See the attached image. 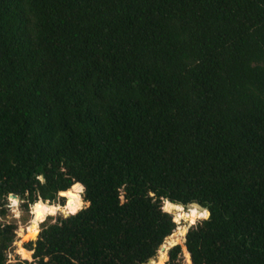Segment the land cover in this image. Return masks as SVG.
I'll use <instances>...</instances> for the list:
<instances>
[{
	"label": "trees",
	"instance_id": "16d2710c",
	"mask_svg": "<svg viewBox=\"0 0 264 264\" xmlns=\"http://www.w3.org/2000/svg\"><path fill=\"white\" fill-rule=\"evenodd\" d=\"M10 195L69 212L13 264H264V0H0Z\"/></svg>",
	"mask_w": 264,
	"mask_h": 264
},
{
	"label": "rangeland",
	"instance_id": "374dc122",
	"mask_svg": "<svg viewBox=\"0 0 264 264\" xmlns=\"http://www.w3.org/2000/svg\"><path fill=\"white\" fill-rule=\"evenodd\" d=\"M73 201L74 200H72L71 206L75 210H80L84 207V203L82 201H80V199H79V201L82 204L80 208L75 207L73 205ZM46 203H48V202H45L44 205H46ZM3 204H4L6 215L4 218L0 217V222L13 223V224H16V226H17L16 240L12 244L11 249L8 251V254H7L8 264H13L18 260L26 259L22 255L23 249H24V244L26 242L36 238L38 232H40L41 225L45 221H46V223H53L56 220V218H58L59 216L65 217L64 213H61V209H55V208L53 209V207H57L56 205H50L51 209L45 208L42 213L38 214L34 210H32V206H29L27 210L24 209L23 208V201H20L19 199H18V203L16 206H14L11 203L10 198H7L5 201H3ZM183 211H188V208H183ZM68 214H69V212H68ZM171 215L173 216V218L175 220V216L173 214H171ZM203 219L204 218H200V219H196L194 222H192V221L187 222V220L183 219V217H181L180 219H179V217H177L176 224H177V227H179V228L186 227V229H187L189 226H193L197 222H199ZM34 234H35V236H33ZM184 237H183V242L178 244V245L182 246V252H183L182 257L184 258L186 264H188L186 252H185V248H184ZM163 246H164V249L159 250L157 253V256L152 259V262H149L147 264L158 263L159 258L162 256L163 252L166 254V259L162 264H165V262L168 259L167 253H168V250L171 248V246L169 245V242H167L166 240H165L164 244L162 245V247ZM165 246H166V248H165ZM159 263L161 264V262H159Z\"/></svg>",
	"mask_w": 264,
	"mask_h": 264
},
{
	"label": "bare ground",
	"instance_id": "6f19581e",
	"mask_svg": "<svg viewBox=\"0 0 264 264\" xmlns=\"http://www.w3.org/2000/svg\"><path fill=\"white\" fill-rule=\"evenodd\" d=\"M77 197L73 198L76 199ZM78 199V198H77ZM69 215V214H68ZM182 216H185V214H182ZM185 234V227L183 228H177L171 236H169L166 241L169 242V245L171 246L172 244H180L183 242V237ZM173 246V245H172ZM166 247V246H165ZM187 256V253H186ZM188 257V256H187ZM166 259V254H162V256L159 258V262L163 263ZM152 261V260H151ZM150 261V262H151ZM155 263V264H160V263Z\"/></svg>",
	"mask_w": 264,
	"mask_h": 264
},
{
	"label": "water",
	"instance_id": "95a60500",
	"mask_svg": "<svg viewBox=\"0 0 264 264\" xmlns=\"http://www.w3.org/2000/svg\"><path fill=\"white\" fill-rule=\"evenodd\" d=\"M68 192V191H67ZM67 192H65V193H67ZM65 193H61L60 194V196L61 197H64L63 196V194H65ZM80 197H81V195H80ZM9 198H12V199H16V200H18V198L15 196V195H10L9 196ZM81 199H82V197H81ZM183 207V206H182ZM183 208H197L198 210H201V211H206L207 212V214H208V217H209V211L207 210V209H205L204 207H202V206H200L199 204H197V203H192V204H189V205H187L186 207H183ZM65 215V217H68V214H64ZM207 217V218H208ZM191 228V226H189L188 228H187V232L189 231V229ZM187 232H186V234H187ZM39 233L40 232H38V234H37V236H36V239H37V237H38V235H39ZM186 234H185V236H186ZM185 242H186V239H185V237H184V244H185ZM176 245H178V244H175V245H173V246H171V248L172 247H174V246H176ZM184 248H185V252L187 253V255H188V259L189 260H187V262H188V264H192L191 263V257H190V254L188 253V251H187V249H186V247L184 246ZM164 249V247H160V250H163ZM151 261V260H150ZM149 261V262H150ZM148 262V263H149Z\"/></svg>",
	"mask_w": 264,
	"mask_h": 264
}]
</instances>
